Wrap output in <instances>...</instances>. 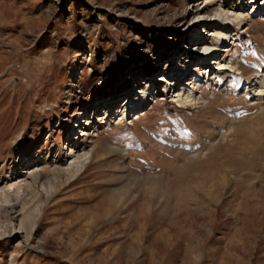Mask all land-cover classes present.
Masks as SVG:
<instances>
[{"label": "rangeland", "instance_id": "1", "mask_svg": "<svg viewBox=\"0 0 264 264\" xmlns=\"http://www.w3.org/2000/svg\"><path fill=\"white\" fill-rule=\"evenodd\" d=\"M209 2L0 0V189L30 184L0 205V264H264V0ZM238 3L245 28L218 25ZM228 29L211 59L241 72L210 77L197 40Z\"/></svg>", "mask_w": 264, "mask_h": 264}, {"label": "bare ground", "instance_id": "2", "mask_svg": "<svg viewBox=\"0 0 264 264\" xmlns=\"http://www.w3.org/2000/svg\"><path fill=\"white\" fill-rule=\"evenodd\" d=\"M213 3H215V0H210L209 4H213ZM241 7L242 6H240V4H239V6L235 7L236 9L231 11V10L223 8L219 4L218 9H217V14L221 17L222 21L220 23H218V25H220V24L224 25L226 28L227 25L229 27V26H232L233 24H235V23H233V21H235V22H238V24H236V25H238L240 27V29L243 30L245 28L243 21H245V18H247V16H249V14L248 15L243 14L241 12L242 11ZM251 8L252 9L257 8L255 11L259 12L257 4H253ZM238 26H237V28H238ZM211 27H213V26H211ZM211 36H212L211 37L212 41L211 40H201V39L197 40L198 44L196 45V47L200 48L199 54H200V58H201L198 61V64L203 65V66L210 64V65H208L209 66L208 68H204V70H208V71L211 69L210 77L211 76L215 77L219 73H221L223 75L226 74L229 76L231 73H235L236 71L241 72L239 70V68L236 65H234L231 61L225 62V61H219L218 59H215V58L211 59L212 56H214L220 52L221 47L225 46L224 45L225 43L229 42V40H232L231 39V37H232L231 36V30H229V29L226 31H221V30L218 31L217 30V31H214L211 34ZM194 42H196V41H194ZM262 67L264 68V62L262 64ZM201 70H203V69H201ZM177 71L179 72V69ZM184 72H187V71L184 70ZM180 74H184V73H180ZM177 77L178 76H176V78ZM152 82H154L155 85L157 86V83L155 82L154 78H152L147 83H152ZM164 82H166L165 83L166 85L169 83V85H171V87H172V90L175 87L179 88V84H181L180 82L177 83L176 80L171 81L168 79L165 80ZM173 82H174V84H173ZM191 84H193V82ZM166 85H165V90L167 88ZM124 90H128V92L132 91L130 88H125ZM156 91H157V88L155 86H153L152 89H147V90H145L144 93L142 92V97L140 96L139 99L138 98L134 99L135 96L132 97L131 93L130 94L128 93L129 97L126 96L127 98L123 101V102H126V104L122 108V114L120 111L119 117L120 118H122V116L124 118H125V116L129 117V115L132 114L133 112L134 113L139 112L141 110L140 107L144 106L147 101H155L156 99L153 97H154V94H156ZM170 91H168V92L165 91V92L168 95ZM175 91L177 92V89H175ZM166 94L162 92L158 95L157 98H161L162 95L166 96ZM176 94L177 95L174 98L177 100V103L179 104L180 107H186L187 105L195 103V101H196L192 98V95L189 91H183L182 90V91H178ZM244 94L246 96H251L252 97L251 100L257 102V104L264 103V70L257 72V77L254 79L253 85L251 84V85L247 86L246 90L244 91ZM109 108H110V105H109ZM139 108H140V110H139ZM108 109L104 113L105 117L107 115H109ZM121 125H123V124H121ZM92 155H93V152H85V151L74 152V154L69 159L70 162H69V165L65 171L70 176L77 175L78 173H80L83 170V168L85 166L84 163H86V161H88L90 156H92ZM41 166H42L41 163L40 164L39 163L34 164V167L30 169L31 172H29V173H32V175L35 176L36 174H38L39 169H41ZM55 179H57V178H55ZM26 187H30V184H28L27 182H25L23 184L21 182H19V183H14V184H11L5 188L0 189V205H7V204L11 203L13 201V198L20 196V194L24 191V189ZM35 218L36 217L34 215H32L31 221L33 222L35 220ZM22 228L26 229V231H27V228L24 225Z\"/></svg>", "mask_w": 264, "mask_h": 264}]
</instances>
